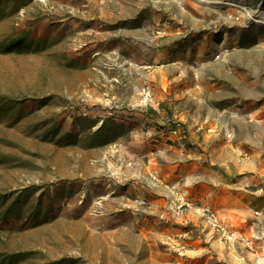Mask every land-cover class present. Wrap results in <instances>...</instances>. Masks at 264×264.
Listing matches in <instances>:
<instances>
[{
	"label": "rangeland",
	"instance_id": "rangeland-1",
	"mask_svg": "<svg viewBox=\"0 0 264 264\" xmlns=\"http://www.w3.org/2000/svg\"><path fill=\"white\" fill-rule=\"evenodd\" d=\"M263 19L264 0H23L5 16L0 45L29 48L0 46V98L23 102L0 120V213L37 190L0 221V264H228L186 243L213 208L183 183H212L218 161L236 182L264 173Z\"/></svg>",
	"mask_w": 264,
	"mask_h": 264
},
{
	"label": "crops",
	"instance_id": "crops-1",
	"mask_svg": "<svg viewBox=\"0 0 264 264\" xmlns=\"http://www.w3.org/2000/svg\"><path fill=\"white\" fill-rule=\"evenodd\" d=\"M216 164L218 172L212 183H183L186 187L183 193L188 198L187 202H201L204 206L212 207L215 221L228 236L223 237L215 232L208 217L206 223L207 219L204 218V221L200 214L198 221L190 214L186 217L195 220L197 229H193L198 232L193 236L185 231L191 234L192 240L186 243H208L219 260H224V255L227 257L219 262L245 264L254 259L253 262L264 264V173L250 178L248 182H236L231 178L234 176L232 164L219 161Z\"/></svg>",
	"mask_w": 264,
	"mask_h": 264
},
{
	"label": "trees",
	"instance_id": "trees-1",
	"mask_svg": "<svg viewBox=\"0 0 264 264\" xmlns=\"http://www.w3.org/2000/svg\"><path fill=\"white\" fill-rule=\"evenodd\" d=\"M20 6H23V0H0V21L8 15L13 14V12L17 11ZM2 50L1 52L3 53H9L16 51L17 53H25L27 49L29 48V44L27 42V38L25 37H20L16 38L14 40H8L4 42L2 45H0ZM23 104L22 101H16V100H11V99H4L0 98V115L2 114V117L0 120H2L5 116L3 114L6 113L7 116H14L16 118H19L22 115V109L21 105ZM16 113V114H13ZM150 115H146V118L149 120H152L153 116H155L154 111H149ZM105 123V122H104ZM114 126L113 128L110 129H105V127L102 125L96 132L95 135H93L90 138V145L91 146H103L107 141L105 140V135L112 134V136H116L115 130L117 126L112 123ZM67 137V136H66ZM37 190V188H29V189H24L21 192H19L14 198H12L11 204L1 210L0 213V221H8L10 219H15L23 215L27 208L25 206L28 203V200L33 196V193ZM0 207H4V204L6 201V197L4 195L0 196ZM40 198L37 199L33 207H29V212H30V218L31 219H37L38 215L41 212V205H40ZM50 211H48V208L45 210L44 215L42 217V220H46V218L49 216ZM18 258V257H17ZM16 263V257L10 256L7 257L6 259V264H15ZM50 264H70L69 260H59Z\"/></svg>",
	"mask_w": 264,
	"mask_h": 264
},
{
	"label": "built area",
	"instance_id": "built-area-1",
	"mask_svg": "<svg viewBox=\"0 0 264 264\" xmlns=\"http://www.w3.org/2000/svg\"><path fill=\"white\" fill-rule=\"evenodd\" d=\"M180 201L182 202L183 199H180ZM181 206H182V204H180L178 209ZM209 221L211 223V227L215 230V232L219 233L220 236H223V237H227L228 236L226 231H225V229L215 221V219H214V217L212 215L209 216Z\"/></svg>",
	"mask_w": 264,
	"mask_h": 264
},
{
	"label": "bare ground",
	"instance_id": "bare-ground-1",
	"mask_svg": "<svg viewBox=\"0 0 264 264\" xmlns=\"http://www.w3.org/2000/svg\"><path fill=\"white\" fill-rule=\"evenodd\" d=\"M191 1H194L195 2V0H191ZM197 1V0H196ZM198 1H200L201 2V0H198ZM258 23H260V24H262V25H264V19L263 20H261L260 22H258Z\"/></svg>",
	"mask_w": 264,
	"mask_h": 264
}]
</instances>
